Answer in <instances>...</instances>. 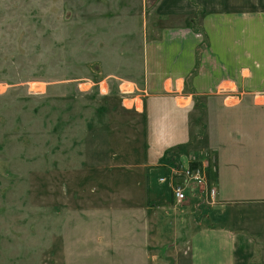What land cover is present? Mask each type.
<instances>
[{
	"label": "rangeland",
	"instance_id": "obj_1",
	"mask_svg": "<svg viewBox=\"0 0 264 264\" xmlns=\"http://www.w3.org/2000/svg\"><path fill=\"white\" fill-rule=\"evenodd\" d=\"M156 1L0 0V264H141L140 215L156 211L143 187L172 197L180 170L209 168L204 96L188 147L170 152L184 167L143 165L137 81Z\"/></svg>",
	"mask_w": 264,
	"mask_h": 264
},
{
	"label": "crops",
	"instance_id": "obj_2",
	"mask_svg": "<svg viewBox=\"0 0 264 264\" xmlns=\"http://www.w3.org/2000/svg\"><path fill=\"white\" fill-rule=\"evenodd\" d=\"M150 15L137 81L143 165L184 167L187 154L170 152L189 144L190 105L204 96L205 171L217 198L191 194L181 206L146 184L156 211L140 215L141 264H264V0H157ZM232 94L238 102L227 106Z\"/></svg>",
	"mask_w": 264,
	"mask_h": 264
},
{
	"label": "built area",
	"instance_id": "obj_3",
	"mask_svg": "<svg viewBox=\"0 0 264 264\" xmlns=\"http://www.w3.org/2000/svg\"><path fill=\"white\" fill-rule=\"evenodd\" d=\"M127 85L128 84H126L121 90V93L124 96L130 95L133 91L130 90L132 87H128ZM258 95L264 96V93ZM254 97L256 98V96ZM205 170L206 166L203 164L197 165L195 168L187 167L185 170H180L179 178L182 180L177 179L170 183L171 195L176 204L185 202L188 194H196L202 197L209 205L215 204L217 190L208 185Z\"/></svg>",
	"mask_w": 264,
	"mask_h": 264
},
{
	"label": "trees",
	"instance_id": "obj_4",
	"mask_svg": "<svg viewBox=\"0 0 264 264\" xmlns=\"http://www.w3.org/2000/svg\"><path fill=\"white\" fill-rule=\"evenodd\" d=\"M198 134H200V133H198ZM186 147H188V144H187V145H185V146H183L182 148H183V149H185Z\"/></svg>",
	"mask_w": 264,
	"mask_h": 264
}]
</instances>
